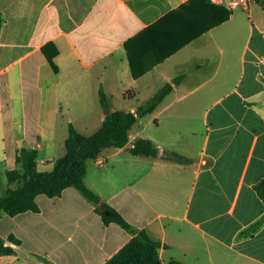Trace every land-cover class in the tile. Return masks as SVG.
Returning <instances> with one entry per match:
<instances>
[{"label":"crops","instance_id":"crops-1","mask_svg":"<svg viewBox=\"0 0 264 264\" xmlns=\"http://www.w3.org/2000/svg\"><path fill=\"white\" fill-rule=\"evenodd\" d=\"M210 17L205 0H0L5 173L16 168L23 146L37 149L38 170L53 162L40 156L44 141L65 148L69 124L91 135L117 111L112 98L130 104L121 111L136 114L171 86L149 120L138 114L128 132L129 143L151 140L159 157L106 148L87 164L85 184L134 232L105 225L74 188L54 198L41 194L39 212L0 214V236L20 240L6 241L14 251L1 254L0 264H104L141 230L161 242L163 264H264V203L256 191L264 186V0H253L248 11L233 9L228 20L199 32ZM165 18L172 43L186 42L156 63L151 40L157 36L147 31ZM130 55L142 73L137 77ZM30 120L38 125L29 134ZM89 122L97 124L88 130ZM172 152L188 162L172 160Z\"/></svg>","mask_w":264,"mask_h":264},{"label":"trees","instance_id":"trees-1","mask_svg":"<svg viewBox=\"0 0 264 264\" xmlns=\"http://www.w3.org/2000/svg\"><path fill=\"white\" fill-rule=\"evenodd\" d=\"M211 11V17L204 28L199 32L220 25L229 19L231 9L217 6L205 0ZM167 18L158 22L151 31L157 40L152 38V51L156 55L155 62H160L176 52L185 42L173 44V38L167 33L168 26L164 25ZM3 20L0 18V27ZM42 52L46 56L52 69L56 72L57 66L45 49ZM134 77L142 74L136 70L132 63ZM171 91V86L158 90L144 105L137 109L141 117L151 114ZM99 101L103 108L109 110L108 99L102 89L99 91ZM137 122L134 113L126 111H112L107 113L101 126L89 136L80 134L77 129L69 124L68 137L65 141V153L53 161L51 170L41 171L37 168L38 151L31 147H20L16 154V168L6 172L8 188L0 193V214L6 213L15 216L27 211L39 212V206L35 202L38 195H46L49 198L60 196L67 188L76 189L80 195L94 206V210L101 216L105 225L115 223L123 229L134 232V229L123 215L111 205L101 202L100 197L91 190L84 181L89 161L95 160L102 150L106 148H123L129 143L128 132ZM135 156L156 158L158 148L149 139H136L133 147L129 149ZM170 158L176 162L186 164L188 159L172 152ZM258 196L264 203V186H256ZM261 218L254 226H257ZM6 241L12 244H20V240L14 236L7 240L0 236V255L13 253V248L6 245ZM161 242L152 239L145 230L139 231L104 264H163L159 257Z\"/></svg>","mask_w":264,"mask_h":264},{"label":"rangeland","instance_id":"rangeland-1","mask_svg":"<svg viewBox=\"0 0 264 264\" xmlns=\"http://www.w3.org/2000/svg\"><path fill=\"white\" fill-rule=\"evenodd\" d=\"M233 65H234V63H233ZM236 67H237V64H236ZM27 82H28L29 86H30L31 83L34 82V74H31V73L28 74V81ZM28 85H27V87H29ZM32 94H33V97H34L33 101L35 103H38V99L40 98L38 93L35 91V92H32ZM142 100H143V96L141 95L140 97H138L137 99L134 100V104H136V105L140 104L142 102ZM110 104L116 110H127V109L130 108L129 107L130 104L121 103V102L117 101L115 99V97L110 100ZM189 109H190L189 113H192V111H194L193 107H190ZM194 114L196 116L198 114V111L195 110ZM146 116H143V118L141 120L145 121V122L148 121L149 118H148V116L147 117ZM35 117L36 116H34V119H35ZM192 123H193L195 131L199 132L200 130H202L201 129V123L198 122L196 119ZM96 124L97 123H95V122H89L88 123V130H91L92 128H94V126ZM182 124L183 123H179L178 125L181 126ZM37 125H38V123H35V121H33V120L28 121L27 128H26L27 133H29V134L32 133L35 130V128L37 127ZM151 125H152V121H151ZM89 132H87L86 134H89ZM146 134H149V135L152 134V128L147 129ZM64 152H65L64 146L59 147V145L57 143H55V145L52 146L50 144L49 140H45L44 141V147L40 151V156L41 157L44 156V157H47V158H57V157L63 155ZM52 166H53V162L49 161L47 165H39V169H41V170H51ZM7 188H8V182H7V178H6V173L0 169V192L1 193L4 192Z\"/></svg>","mask_w":264,"mask_h":264},{"label":"built area","instance_id":"built-area-1","mask_svg":"<svg viewBox=\"0 0 264 264\" xmlns=\"http://www.w3.org/2000/svg\"><path fill=\"white\" fill-rule=\"evenodd\" d=\"M211 4L217 6H224L228 9H241L243 11H248L250 4L253 0H207Z\"/></svg>","mask_w":264,"mask_h":264},{"label":"water","instance_id":"water-1","mask_svg":"<svg viewBox=\"0 0 264 264\" xmlns=\"http://www.w3.org/2000/svg\"><path fill=\"white\" fill-rule=\"evenodd\" d=\"M134 115H135L136 118L139 117V115H138L137 113L134 114ZM124 147H125V148H128V147L132 148V147H133V143H127ZM160 152H161V150L159 149V150H158V157L160 156Z\"/></svg>","mask_w":264,"mask_h":264}]
</instances>
